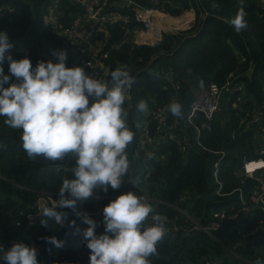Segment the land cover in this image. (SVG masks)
I'll return each instance as SVG.
<instances>
[{"label": "trees", "instance_id": "16d2710c", "mask_svg": "<svg viewBox=\"0 0 264 264\" xmlns=\"http://www.w3.org/2000/svg\"><path fill=\"white\" fill-rule=\"evenodd\" d=\"M132 1L153 7L160 16L176 17L189 12L192 24L182 29L185 23L178 17L174 25L180 31L163 32L152 45L130 46L127 41L122 42L120 24L110 26L106 37L96 33L95 39H104V49L108 51L103 81H110L111 70L124 66L135 78L123 105L128 112L127 124L135 135L126 149L130 168L121 187L113 190L109 186L106 193L94 190L93 198L80 205L81 211L96 222L95 231L99 235L104 232V206L131 190L146 197L158 213L167 217L168 232L157 245V254L149 257L151 264L264 261V225L259 223L264 215L245 198L254 183L241 179L238 173L242 158L264 159V132L259 142H254L250 129L240 123L251 116L254 107L264 110V0H243L248 27L239 34L228 20L241 0ZM213 3L219 7L213 8ZM50 5L51 0H0V31H6L14 45L13 59L27 56L35 67L40 60L55 62L53 50L66 51V65L80 57L79 49L67 37L44 26ZM76 9L68 0H58L57 23L68 25L70 14ZM121 11L129 16L132 25L137 24L132 20L130 8ZM0 67L4 74L11 75L7 60ZM228 75L232 83L242 85V95L235 90L227 92L221 111L206 122L199 115L186 121L191 98L186 93L192 91L198 78L221 85ZM11 81L15 82V77ZM172 83L178 85L177 90L172 88ZM173 98L183 106V119L174 117L168 110ZM140 100L147 101L148 112L156 108L163 110L167 123L177 120L170 131L172 138H155L157 132L151 118L146 124L151 140L143 139L140 123L148 112L137 109ZM5 119L0 116V243L6 247L14 242L44 244L48 243L46 237L55 236L62 247L48 243L49 253L38 252L39 264H89L90 250L82 235L87 225L83 219L66 210L68 220H75L79 233L56 226L54 221L45 227L40 223L36 207L40 195H54L64 179L74 178L69 169L75 166V157L62 161H49L42 156L30 159L22 148V129L10 128ZM261 126L264 128V120ZM259 149L263 150L261 156L256 153ZM216 158L222 195L215 193L217 185L211 177V165ZM234 188L241 189L246 211L241 210L237 192L224 194ZM221 209L235 217L222 220L210 234L198 230L186 232L192 222L209 224L213 221L210 213ZM150 224L149 219L147 225ZM253 228L257 229L256 233L249 235ZM0 264L6 262L0 259Z\"/></svg>", "mask_w": 264, "mask_h": 264}, {"label": "clouds", "instance_id": "9594fccd", "mask_svg": "<svg viewBox=\"0 0 264 264\" xmlns=\"http://www.w3.org/2000/svg\"><path fill=\"white\" fill-rule=\"evenodd\" d=\"M213 8L219 5L213 3ZM243 0L228 24L239 34L248 27ZM14 47L6 31H0V63L7 60L9 73L0 67V116L12 129H22V148L30 159L44 157L62 161L75 157L69 170L74 178L64 179L57 199L40 205V223L68 227L79 233L68 211L87 225L82 231L89 252V264H151L167 232V217L158 213L146 197L131 190L121 193L103 208L104 232L97 235L96 222L80 205L94 196V190L119 189L129 172L126 149L133 142L128 112L123 107L134 76L127 66L110 71V81L92 78L82 66L66 67L65 50H53L56 60H40L33 67L24 56L13 59ZM15 77V82L11 81ZM7 85V87H5ZM91 98V103H90ZM137 109L148 112L146 100ZM170 113L183 119V106L173 101ZM151 159V153L147 154ZM98 198V197H96ZM43 217V218H41ZM151 220V224L147 222ZM111 234V235H109ZM48 243L62 247L55 236ZM0 259L6 264H39L38 250L24 242L0 243ZM255 264H264L257 260Z\"/></svg>", "mask_w": 264, "mask_h": 264}, {"label": "built area", "instance_id": "2783aa9c", "mask_svg": "<svg viewBox=\"0 0 264 264\" xmlns=\"http://www.w3.org/2000/svg\"><path fill=\"white\" fill-rule=\"evenodd\" d=\"M71 4L76 5L78 9L70 14V20L68 25L61 26L57 23L56 5L58 0H51V5L47 9L45 15L44 26L57 35L67 37L78 49L80 57L73 58L66 67L82 66L86 73L92 78L103 81L106 75L107 63L106 58L108 51L104 49V39H95L97 32L103 34L104 37L108 34V28L114 24H120L122 28L121 41H127L130 46L136 45H152L157 43L161 38V33L165 32L162 28L155 29V21L161 17L158 15L154 8L151 6L138 5L132 0H68ZM115 1H126V7H114L112 3ZM149 2L156 3V0H149ZM122 8H130L133 11L132 20L136 22V25H132L129 20V16L121 11ZM151 32V36L148 33ZM112 47V45H110ZM174 90L178 89V85L172 83ZM232 86V87H231ZM231 90H235L243 93V87L240 83H232L230 75L227 76L223 84L217 85L213 82L205 81L198 78L195 86L191 91V98L188 103L187 113L185 120L190 122L194 116H201L206 122L210 120L214 114L221 111L226 99L224 95ZM240 95L237 97V99ZM174 101L175 98H173ZM91 103V98H90ZM153 120L154 130L157 132V139L172 138L170 135L171 129L177 125V120L172 123L166 122V114L160 108H156L148 112L140 123L141 136L146 142L151 139L148 138L146 124L148 120ZM264 120V110L261 107H254L252 114L249 118L241 120V126H245L250 129L254 142H259L263 135L264 128L261 126V122ZM202 125H205L204 123ZM206 126V125H205ZM220 155L222 151H216ZM258 156L263 154V150L256 151ZM219 159L216 158L211 165V177L213 182L217 185L215 193H219L220 181L217 179L218 175ZM239 176L246 181L252 180L254 186L245 197L251 204V206L259 208L264 215V159L261 157L256 158H242L239 170ZM237 192V198L242 203L241 210L246 211L247 205L242 194L241 189L234 188L228 193ZM57 194H45L40 195L36 199V207L40 213V205H51L52 199H57ZM213 221L206 225H201L196 222H192V225L186 230L191 232L192 230H198L199 232H205L210 234L216 230L220 222L224 219L233 218L235 214L227 215L224 209L214 210L211 213ZM38 215V214H37ZM31 218V216H29ZM263 226L264 220L259 221ZM256 228H253L248 234H255ZM30 246H35L39 251L49 253L50 247L48 243H31ZM231 254L233 252H230Z\"/></svg>", "mask_w": 264, "mask_h": 264}, {"label": "bare ground", "instance_id": "6f19581e", "mask_svg": "<svg viewBox=\"0 0 264 264\" xmlns=\"http://www.w3.org/2000/svg\"><path fill=\"white\" fill-rule=\"evenodd\" d=\"M173 18L174 17H171L170 19H167V18H165L163 16L159 17L155 21V24H154L155 29L158 30L159 28H162L163 30H170V29L180 30V29L175 27V25H174L175 21L172 20ZM184 28H186V27H183L182 29H184ZM148 35L151 36V32H149Z\"/></svg>", "mask_w": 264, "mask_h": 264}, {"label": "crops", "instance_id": "0c3cea01", "mask_svg": "<svg viewBox=\"0 0 264 264\" xmlns=\"http://www.w3.org/2000/svg\"><path fill=\"white\" fill-rule=\"evenodd\" d=\"M182 16V17H181ZM163 17H165V18H167V19H170L171 17H169V16H163ZM178 17H181V22H184L185 23V25H184V27H187L188 26V24H189V22H190V20H191V14L189 13V12H183L182 14H180L179 16H176V17H174L172 20L173 21H176V19L178 18ZM183 18V19H182Z\"/></svg>", "mask_w": 264, "mask_h": 264}, {"label": "water", "instance_id": "95a60500", "mask_svg": "<svg viewBox=\"0 0 264 264\" xmlns=\"http://www.w3.org/2000/svg\"><path fill=\"white\" fill-rule=\"evenodd\" d=\"M112 6H114V7H126L127 2L126 1H115L112 3ZM190 94H191V91L188 90L186 93V97L189 96Z\"/></svg>", "mask_w": 264, "mask_h": 264}, {"label": "rangeland", "instance_id": "374dc122", "mask_svg": "<svg viewBox=\"0 0 264 264\" xmlns=\"http://www.w3.org/2000/svg\"><path fill=\"white\" fill-rule=\"evenodd\" d=\"M182 13H183V12H182ZM182 13H181V14H182ZM44 22H45V19L43 20V24H44ZM191 24H192V15H191V20H190L188 26H190ZM164 31H165V33H173V34H176V33L179 32L180 30L170 29V30H164Z\"/></svg>", "mask_w": 264, "mask_h": 264}]
</instances>
